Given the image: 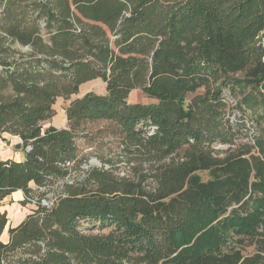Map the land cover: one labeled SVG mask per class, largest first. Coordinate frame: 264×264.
<instances>
[{
    "label": "trees",
    "instance_id": "16d2710c",
    "mask_svg": "<svg viewBox=\"0 0 264 264\" xmlns=\"http://www.w3.org/2000/svg\"><path fill=\"white\" fill-rule=\"evenodd\" d=\"M97 78L67 127L43 124ZM103 119L117 148L65 181ZM5 133L25 157L0 158V264H264V0H0ZM59 180L10 224L6 197Z\"/></svg>",
    "mask_w": 264,
    "mask_h": 264
},
{
    "label": "rangeland",
    "instance_id": "374dc122",
    "mask_svg": "<svg viewBox=\"0 0 264 264\" xmlns=\"http://www.w3.org/2000/svg\"><path fill=\"white\" fill-rule=\"evenodd\" d=\"M87 91H94L96 93L102 94L106 92V83L101 80L100 78L88 80L86 83L82 84L78 94H72L71 98H64L59 97L57 102L54 105V110L56 114L53 118L46 120L43 122L44 125H54V126H61L62 124L59 122V118L62 114L66 115L65 108L67 105L72 101V99L76 98L79 95L87 93ZM129 101L130 102H143L148 103L153 101L151 98L144 95L140 88H136L130 94ZM193 95H191L192 97ZM250 119V117L248 116ZM251 120V119H250ZM247 127L243 129V138L245 141L249 140L252 141L255 138V134L257 133V129L252 127L253 123L250 121ZM83 129H85L86 136L82 137L78 140L80 143V151L82 155L87 157V161L83 163L82 169L76 171L74 176L68 178L65 181L73 182L76 178H82L85 176V171L89 170L91 167H102L103 162L102 160L97 157L100 152H108L109 147L117 148L118 142L115 141V138L112 136L111 131L113 127L111 123L105 119L103 120H95V121H88L83 124ZM102 132L100 133V131ZM20 142V138L16 135L10 134H3L0 137V158H4L6 156L12 157V159H22L25 154L24 149L18 146ZM107 143V144H105ZM227 147L226 145H218L217 148L224 149ZM106 167H109L106 165ZM120 174H127L131 175L130 172L125 171L123 168L119 170ZM204 178H207V173H202ZM64 180H59L53 182L51 186H47L44 188H38L34 183H31L32 189L35 191L33 192V200L29 201L28 203L24 204L22 200L24 199V193L22 191L16 192L10 197H8L3 203V210H6L8 213V218L12 225H15L33 211L35 207H37L36 201L39 198V193H44L45 197L42 199V203L44 204H52L56 196L59 194L61 187ZM93 232H98V228L94 227L91 229ZM0 240L8 241L9 235L8 232L5 230L2 234H0Z\"/></svg>",
    "mask_w": 264,
    "mask_h": 264
},
{
    "label": "crops",
    "instance_id": "0c3cea01",
    "mask_svg": "<svg viewBox=\"0 0 264 264\" xmlns=\"http://www.w3.org/2000/svg\"><path fill=\"white\" fill-rule=\"evenodd\" d=\"M59 122L62 124L61 126H57V127H60V128H62V127H67V114L65 115V114H62L61 116H60V118H59ZM48 125H51V124H48ZM48 125H45V126H48ZM54 126V125H53ZM54 127H56V126H54ZM24 157H25V154H24V156L22 157V159H17V160H23L24 159ZM4 158H12V157H8V156H6V157H4ZM3 158V159H4ZM20 191H22V190H18V191H15L14 193H16V192H20ZM23 192V191H22ZM24 193V192H23ZM13 195V194H12ZM11 196V195H10ZM10 196H8V197H10ZM8 197H6L5 199H4V201L8 198ZM4 201H3V203H4ZM4 206V205H3ZM23 221V220H22ZM20 223V222H19ZM10 224H11V222H10ZM18 224V223H17ZM7 229H8V226H7V228L5 229L6 231H7Z\"/></svg>",
    "mask_w": 264,
    "mask_h": 264
},
{
    "label": "water",
    "instance_id": "95a60500",
    "mask_svg": "<svg viewBox=\"0 0 264 264\" xmlns=\"http://www.w3.org/2000/svg\"><path fill=\"white\" fill-rule=\"evenodd\" d=\"M8 227H9V224H8Z\"/></svg>",
    "mask_w": 264,
    "mask_h": 264
},
{
    "label": "built area",
    "instance_id": "2783aa9c",
    "mask_svg": "<svg viewBox=\"0 0 264 264\" xmlns=\"http://www.w3.org/2000/svg\"><path fill=\"white\" fill-rule=\"evenodd\" d=\"M48 205H50V204H48Z\"/></svg>",
    "mask_w": 264,
    "mask_h": 264
}]
</instances>
